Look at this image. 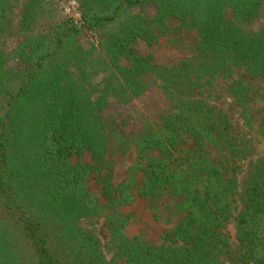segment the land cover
Listing matches in <instances>:
<instances>
[{"label":"trees","instance_id":"obj_1","mask_svg":"<svg viewBox=\"0 0 264 264\" xmlns=\"http://www.w3.org/2000/svg\"><path fill=\"white\" fill-rule=\"evenodd\" d=\"M77 1L81 23L38 30L46 0H0V264H115L94 228L101 219L126 264H264V154L243 170L249 151L213 103L225 88L251 120L246 78L264 83V0ZM181 33L196 43L177 64L138 49ZM87 36L100 40L86 48ZM14 37L17 68L5 48ZM156 86L169 102L159 124L145 120L129 135L105 116ZM132 152L115 185L117 157ZM164 198L177 221L162 243L129 237L122 208Z\"/></svg>","mask_w":264,"mask_h":264},{"label":"rangeland","instance_id":"obj_2","mask_svg":"<svg viewBox=\"0 0 264 264\" xmlns=\"http://www.w3.org/2000/svg\"><path fill=\"white\" fill-rule=\"evenodd\" d=\"M19 9L16 10L18 16ZM146 13L155 17L156 10L148 7ZM15 19L17 20V16ZM71 16L75 21L81 18L80 6L77 0H46L42 17L37 25L38 30H45L59 18H69ZM260 28L256 25L254 30ZM22 37H14L5 40V48L9 54V65L17 68L19 63L12 56L11 51L15 48ZM100 37L93 38L87 36L82 39L84 47H89L90 43L98 44ZM196 43V35L194 34H171L169 36H161L158 43L153 48H148L144 42L138 44V49L147 55L153 53L158 65H173L179 61L193 56V48ZM249 85H253L255 93L252 94L253 102L251 103V120L245 122L240 116V110L232 99L228 90L225 88L218 89L213 103L219 108L229 113L234 120V132L241 146L249 151L247 158L241 161L243 170L247 166L248 160L264 154V138L258 133L261 116L264 113V83L246 78ZM169 108V102L166 100L160 87H152L143 96L135 99L130 104L123 106L116 102H112L105 111V116L117 120L121 129L131 135L140 130L145 120L151 121L153 124L160 123V116ZM117 167L115 171V185H118L127 177L128 170L136 161L135 153L132 152L127 156L117 157ZM78 161V158H74ZM82 161L92 164V156L85 153ZM242 173H239L241 175ZM89 187L96 195H101L102 185L97 177H90ZM123 213L132 215V222L125 230L129 237L137 235L145 236L151 243L160 245L162 243V235L164 232L173 228L177 221V216L173 213L171 202L169 199L160 201L137 200L135 204L122 208ZM96 233L102 241L107 259L115 264H126L123 260H118L114 256L112 245L110 243V232L105 219H101L94 225ZM227 233L234 237L233 225L227 227Z\"/></svg>","mask_w":264,"mask_h":264},{"label":"built area","instance_id":"obj_3","mask_svg":"<svg viewBox=\"0 0 264 264\" xmlns=\"http://www.w3.org/2000/svg\"><path fill=\"white\" fill-rule=\"evenodd\" d=\"M69 18H72L71 16H69ZM77 23H81V18H80V20L79 21H76Z\"/></svg>","mask_w":264,"mask_h":264}]
</instances>
